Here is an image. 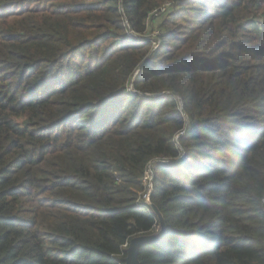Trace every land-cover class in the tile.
<instances>
[{
    "label": "trees",
    "instance_id": "trees-1",
    "mask_svg": "<svg viewBox=\"0 0 264 264\" xmlns=\"http://www.w3.org/2000/svg\"><path fill=\"white\" fill-rule=\"evenodd\" d=\"M156 157L141 264H264V0H0V264H124Z\"/></svg>",
    "mask_w": 264,
    "mask_h": 264
},
{
    "label": "built area",
    "instance_id": "built-area-1",
    "mask_svg": "<svg viewBox=\"0 0 264 264\" xmlns=\"http://www.w3.org/2000/svg\"><path fill=\"white\" fill-rule=\"evenodd\" d=\"M171 6H172V3L167 2L166 4H164L159 9L154 10L152 14L157 17L160 15L161 12H163V13L167 12ZM128 28H129V26H128ZM128 32H129V35L135 37L138 41H144V40L152 41V37L150 35L137 34L130 29L128 30ZM155 33H156V35H158L159 31L156 29ZM161 42H162V40L160 38L157 39L156 44L153 42L154 48L158 47L161 44ZM135 74H136V72H135ZM127 88H128L130 93H137V91L133 87V80H131V82L127 85ZM160 94L162 95L164 93H160ZM173 161L174 160L172 158H169V157H156V158H154L148 162V164L145 168L143 177H142V182L144 184V190H143V192L141 194V198H140V202H141L140 204L141 205H145V203H147V200L149 199L150 194L154 190L156 167L158 165H161V164H165V165L171 164V163H173Z\"/></svg>",
    "mask_w": 264,
    "mask_h": 264
},
{
    "label": "water",
    "instance_id": "water-1",
    "mask_svg": "<svg viewBox=\"0 0 264 264\" xmlns=\"http://www.w3.org/2000/svg\"><path fill=\"white\" fill-rule=\"evenodd\" d=\"M147 204L157 215L159 225L157 229L152 233L140 234L130 239L126 248V255L123 258L124 264H141V261L139 259L141 247L149 243L160 241L167 233V226L162 212L155 204L151 203L149 199L147 200Z\"/></svg>",
    "mask_w": 264,
    "mask_h": 264
},
{
    "label": "rangeland",
    "instance_id": "rangeland-1",
    "mask_svg": "<svg viewBox=\"0 0 264 264\" xmlns=\"http://www.w3.org/2000/svg\"><path fill=\"white\" fill-rule=\"evenodd\" d=\"M155 30H156V28L153 30L152 29V31L148 34V35H150L151 37H152V41L156 44V42H157V39H159L158 38V36L156 35V33H155ZM158 30V29H157ZM157 229V228H156ZM207 247H213V244L211 243L210 245H208Z\"/></svg>",
    "mask_w": 264,
    "mask_h": 264
}]
</instances>
